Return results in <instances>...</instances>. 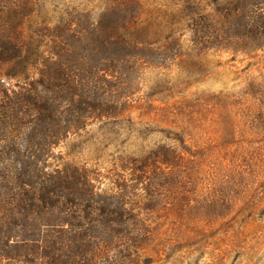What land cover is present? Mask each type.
Masks as SVG:
<instances>
[{
	"label": "trees",
	"instance_id": "16d2710c",
	"mask_svg": "<svg viewBox=\"0 0 264 264\" xmlns=\"http://www.w3.org/2000/svg\"><path fill=\"white\" fill-rule=\"evenodd\" d=\"M138 2L0 0V264H134L160 243L152 213L137 211L126 184V193L102 186L55 151L133 106L122 77L130 53L148 45L135 39L144 28ZM168 5L173 31L187 30L198 49L254 58L258 76L249 88L264 96V0ZM162 147L132 169L135 181L146 173L169 185L179 175L181 152L170 159ZM153 182L150 199L160 191Z\"/></svg>",
	"mask_w": 264,
	"mask_h": 264
},
{
	"label": "rangeland",
	"instance_id": "374dc122",
	"mask_svg": "<svg viewBox=\"0 0 264 264\" xmlns=\"http://www.w3.org/2000/svg\"><path fill=\"white\" fill-rule=\"evenodd\" d=\"M168 2H138L144 28L135 39L148 45L123 66L129 113L88 124L55 151L102 186L126 193V184L137 211L152 213L160 243L134 264H264V96L249 88L256 60L198 49L187 30L173 31ZM156 146L170 159L181 152L179 175L165 168L169 185L131 175ZM153 181L160 191L150 199Z\"/></svg>",
	"mask_w": 264,
	"mask_h": 264
}]
</instances>
